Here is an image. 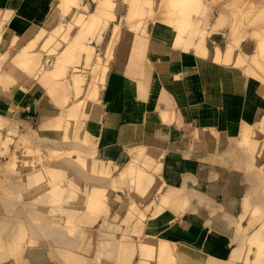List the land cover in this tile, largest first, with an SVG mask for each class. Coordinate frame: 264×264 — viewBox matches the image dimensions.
<instances>
[{"label": "crops", "instance_id": "crops-1", "mask_svg": "<svg viewBox=\"0 0 264 264\" xmlns=\"http://www.w3.org/2000/svg\"><path fill=\"white\" fill-rule=\"evenodd\" d=\"M61 4L59 0H0L8 41L37 34L57 22ZM129 11L118 13L110 24V37L115 36L100 90L95 97L90 93L88 97L86 91L77 100L83 101L78 116L81 130L93 141L99 159L143 165L165 193L178 194H163L158 202L163 206L135 225L138 248L132 256L145 255V264H264V249L260 253L243 244L241 211L247 193L243 184L251 158L244 147H227L250 142L248 137L256 141L264 137L254 131L257 124L264 125V71L252 70L253 52L246 48L247 41L254 40L251 47L257 50L261 40L251 37L249 29L215 31L208 44L223 38L227 50L217 42L203 53L187 34L179 42L176 26L141 19L140 13L129 22ZM105 33L95 32L96 38ZM106 43L108 51L111 41ZM217 44L229 59L217 57ZM261 57L256 59L263 68ZM49 87L54 88L53 82ZM49 87L39 78L28 86L0 84V124L18 122L24 134L44 140L74 136L77 116L69 117L74 89L63 90L68 97L62 105ZM225 143V148L220 146ZM124 171L129 173L128 168ZM104 253L130 254L118 245ZM0 264L7 263L0 260Z\"/></svg>", "mask_w": 264, "mask_h": 264}, {"label": "rangeland", "instance_id": "rangeland-1", "mask_svg": "<svg viewBox=\"0 0 264 264\" xmlns=\"http://www.w3.org/2000/svg\"><path fill=\"white\" fill-rule=\"evenodd\" d=\"M109 1L113 6L107 4ZM247 1L249 0H167L166 3L173 5L169 9L162 0H151L150 3L144 0H62L60 6L64 9L59 22L52 21L37 34L30 33L27 40L22 41L26 37L24 35L14 37L11 42L4 32V19L0 17V84L18 82L28 86L39 78L47 86L53 82V89L48 86L53 95L59 90L67 93L68 88L74 89L76 94L70 98L72 101L83 96L87 90L91 94L98 87L99 91L106 61L112 52L114 37H110L111 25L117 19V14L127 9L130 10L127 19H137L140 13L141 19L147 17L176 26L179 30V42L183 41V34H187L188 39L193 42L200 40L195 47L199 52H202L200 45H209V39L214 38L215 31L225 33L232 25L236 28L232 26L231 30L253 29L251 37L264 41V0ZM147 6L149 7L145 8ZM106 9H111V12ZM159 12L162 13L161 16H158ZM184 15L188 17L186 20ZM130 19L129 22L132 21ZM79 28L83 31L81 36L86 31L80 37L79 47L70 57L67 56L69 60L66 57L69 62L64 61V69L52 72L66 48L64 45L75 40L73 38L80 31ZM101 30L106 32L105 36L96 38L95 32ZM108 40L111 41V48L107 51L105 46ZM253 41L246 43L247 50L253 52L254 56L250 64L251 67L259 65L261 68V62L256 58L262 56L264 60V47L259 45L254 50L251 47ZM217 42L223 50L226 49L223 38L210 44ZM219 44L216 45L217 51L220 50L217 47ZM23 50L34 55L30 62L35 66L28 64L25 67L27 62L15 59ZM17 68L20 72L27 71V74L23 73V77L16 76L21 81L14 78L13 73ZM93 85L94 89L91 87ZM94 95L97 94L92 97ZM66 102L65 95L59 103L64 105ZM254 131L256 134H264V125L257 124ZM72 134L74 136L44 140L36 135L24 134L18 122H1L0 260L7 264H145V255L138 257L131 254L137 247L134 227L158 211L163 206L161 202L158 204L159 198L170 192L165 193L158 178L148 175L147 170L143 169L144 174L140 176L143 165L141 168L133 163L115 165L99 159L93 141L81 130V117H77ZM252 139L253 137H248L251 143L242 141L220 146L225 148L227 144L229 148L244 147L250 155L247 169L249 175H246V182L243 184L247 193L243 196L245 203L241 217L244 224L243 244L255 251L264 249V137L260 141L258 138L257 141ZM127 168H130L129 174L124 171ZM261 221L263 222L260 223ZM115 245L123 252L129 250L130 254L117 257L104 253L106 248L111 252ZM144 252L142 250L143 254Z\"/></svg>", "mask_w": 264, "mask_h": 264}, {"label": "bare ground", "instance_id": "bare-ground-1", "mask_svg": "<svg viewBox=\"0 0 264 264\" xmlns=\"http://www.w3.org/2000/svg\"><path fill=\"white\" fill-rule=\"evenodd\" d=\"M106 1H108V0H106ZM160 1H161V0H160ZM245 1H246V0H245ZM250 1H251V0H249V1H247V2H250ZM162 2H164V4H165V3L167 2V0H162ZM162 2H161V4H162ZM243 2H244V1H243ZM247 2H246V4H247ZM252 2H253V1H252ZM61 3H62V0H61L60 4H61ZM168 3H170V1H169ZM168 3H166L165 6H168L169 9H171V7L173 8L172 3H171V4H168ZM107 4H110L111 6H113L112 2H110V1L107 2ZM157 4H158V3H157ZM249 4H250V3H248L247 5H249ZM244 5H245V4H244ZM250 5H251V4H250ZM257 5H258V4H257ZM54 6H55V5H54ZM242 6H243V5H242ZM254 6H255V5H254ZM258 6H260V5H258ZM233 7H236V6L233 5ZM237 7L239 8V6H237ZM242 8H244V7H242ZM259 8H260V7H259ZM62 9H64V8H62ZM163 9H165V8H163ZM166 9H167V8H166ZM261 9H262V8H261ZM106 11H107V12H111V9H106ZM163 11H164V10H163ZM169 11H170V10H169ZM259 11H260V10H259ZM157 12H158V11H157ZM167 12H168V11H167ZM174 12H176V11H174ZM235 12L238 13L236 10H235ZM260 12H261V11H260ZM64 13H65V12H64ZM163 13H164V12H163ZM263 13H264V12H263ZM156 14H157V13H156ZM161 14H162V13H161ZM161 14H160V12H159V15H158V16H161ZM186 14H187V13H186ZM240 14H241V12H240ZM240 14H236V15L238 16V15H240ZM260 14H262V13H260ZM260 14H259V15H260ZM166 15H167V14H166ZM263 15H264V14H263ZM114 16H115V15H114ZM158 16H157V17H158ZM173 16H174V15H173ZM186 16H187V15H186ZM186 16L184 15V19H185V20L188 18V17H186ZM240 16H241V15H240ZM245 16H246V15H245ZM261 17H262V15H261ZM158 18H160V17H158ZM162 18H164V15H163ZM171 18H173V17H171ZM171 18H170V19H171ZM239 18L242 19V17H239ZM262 18H263V17H262ZM262 18H261V19H262ZM168 19H169V18H168ZM175 19H176V18H175ZM236 19H237V17H236ZM159 20H160V19H159ZM166 20H167V19H166ZM255 20H257V19H255ZM25 21H26V20H25ZM167 21H168V20H167ZM172 21H173V20H172ZM231 21H232V20H231ZM239 21H241V20L239 19ZM135 22H136V21H135ZM232 22H233V21H232ZM241 22H242V21H241ZM258 22H260V21H258ZM261 22H262V21H261ZM167 23H168V22H167ZM130 24H131V23H130ZM232 24H233V23H231V25H232ZM262 24H263V22L261 23V25H262ZM116 25H117V24H116ZM131 25H134V26H135L134 22H133V24H131ZM175 25H177V24H175ZM143 26H144V24H143ZM232 26H234V25H232ZM232 26H231V27H232ZM231 27H230V29H231ZM234 27H235V26H234ZM251 27H252V26H251ZM251 27H250V28H251ZM260 27H261V26H260ZM262 27H264V26H262ZM59 28H61L60 25H59ZM133 28H134V27H133ZM235 28H236V27H235ZM254 28H255V27H254ZM79 29H80V28H79ZM81 29H82V28H81ZM81 29H80L79 32H77L76 36L73 38V39H75V40L72 39L73 41L70 42V43L68 44V46L63 50V54H62V56H61V59H60V57H59L58 60L56 59V60L58 61V63L55 64V65H56L55 68H52V69H54V70H51L52 72H54V73L56 72V73H57V70L60 72L62 69H64V63H65V62H66V63L69 62L68 60H69L70 58H68L67 56L71 55L72 53H74V52L76 51V49L79 47L78 44L81 43V42H80V37H82L83 34L86 33V31H84V33H83L82 36H81L80 33L83 32V31H81ZM83 29H84V28H83ZM233 29H234V28H233ZM228 30H229V29H228ZM234 30H235V29H234ZM259 30H260V29H259ZM114 31H115V32H114L115 34L118 32V25L115 26ZM188 31H189V30H188ZM193 31H194V30H193ZM253 31H254V30L251 29V32H253ZM16 32H17V31H16ZM202 32H203V31H202ZM228 32H229V31H228ZM261 32H262V31H261ZM31 33H32V32H31ZM203 33H204V32H203ZM203 33H202V34H203ZM29 34H30V33H29ZM29 34H26L27 36L25 35L26 37H25L22 41L29 39V38H27V37L29 36ZM78 34H79L80 36H79ZM200 34H201V33H200ZM114 36H115V35H114ZM114 36H113V37H114ZM261 36H263V35H261ZM196 37H198V36H196ZM34 38H35V37H34ZM185 38H186V36H185ZM262 38H263V37H262ZM12 39H13V38H12ZM32 39H33V38H32ZM186 39H187V38H186ZM195 39H196V38H195ZM46 40H47V39H46ZM209 40H210V39H209ZM258 40H259V39H258ZM258 40H257V41H258ZM260 40H261V41H260ZM260 40H259V41L262 42V39H260ZM44 41H45V40H44ZM199 41H200V40H199ZM199 41L197 40L196 43L198 44ZM78 42H79V43H78ZM194 43H195V42H194ZM196 43H195V44H196ZM14 44H15V43H14ZM231 44H232V43H231ZM81 45H82V44H81ZM211 45H212V44H211ZM257 45H258V43H257ZM260 45H261V44H260ZM80 47H82V46H80ZM201 49H202L203 52H207L208 47H206L205 45H201ZM226 50H227V49H226ZM48 51H49V50H48ZM176 53H177V52H176ZM221 53H222L221 50H219V51L216 52L217 57H218L219 59H220L222 56L225 57V58H229V57H230V56H228V54H224V53H223V54H224V55H223V54H221ZM3 54H4V53H3ZM73 55H74V54H73ZM33 56H34V55H31V52H28V50H23V52H22L21 54H19L18 57H17V56L15 57V59H17V61H18V60H22L23 62H24V61L27 62V63L24 62V63H25L24 66H25V67H26V66H29V65H30V66H33L34 64H33L32 62H30V61H31V58H33ZM78 56H79V54H78ZM179 56H180V55H179ZM66 57L68 58V60L66 59ZM69 57H70V56H69ZM79 57H80V56H79ZM0 58H1V57H0ZM36 59H37V58H36ZM65 60H67L68 62L65 61ZM71 60H72V59H71ZM71 60H70V61H71ZM64 61H65V62H64ZM19 62H20V61H19ZM38 62H39V60L37 61V65L39 64ZM54 62H55V61H54ZM24 63H23V64H24ZM23 64H22V65H23ZM28 64H29V65H28ZM257 64H258V62H257ZM22 65H21V66H22ZM110 65H111V64H110ZM34 66H35V65H34ZM25 67H24V68H25ZM20 68H21V67H20ZM73 68H74V67H73ZM251 68H252V70H254V69H256V68H257V69H260V70H264V69H263L264 67H263V68H262V67L259 68V65H256L255 67L252 66ZM21 70H23V69H21ZM35 71H36V69H35ZM108 71H109V70H108ZM254 71H256V70H254ZM37 72H38V71H37ZM37 72H36V73H37ZM160 72H161V71H160ZM23 73L27 74V71H21V72H20V71H18V68H17L16 71L13 73V74H14V78L17 79L18 76H19V77H21V76L23 77V75H24ZM32 74H33V73H32ZM34 74H35V73H34ZM56 75H57V74H56ZM150 75H151V74H150ZM16 76H17V77H16ZM31 76H32V75H31ZM103 76H104V75H103ZM92 79H93V78H92ZM17 80H20V81H21V79H17ZM30 80H31V79H30ZM89 81H90V80H89ZM99 81H100V80H99ZM90 82H92V81H90ZM90 82H89V83H90ZM96 82H97V81H96ZM101 82H102V81H101ZM155 82H156V81H155ZM92 83H93V82H92ZM103 83H104V82H103ZM44 84L47 85V83H44ZM79 84H80V83H79ZM94 84H95V83H94ZM24 85H25V84H24ZM50 85H51V83L48 84V86H50ZM86 85H87V84H86ZM154 85H155V83H154ZM154 85H153V86H154ZM70 86H71V85H70ZM19 87H20V86H19ZM76 87H77V86H76ZM76 87H75V88H76ZM91 87L93 88L94 85L91 86ZM91 87H90V88H91ZM88 88H89V87H88ZM90 88H89V89H90ZM94 88H95V87H94ZM94 88H93V89H94ZM97 88H98V87H97ZM97 88H96V91L98 90ZM156 88H157V87H156ZM24 89H25V88H24ZM84 89H85V88H84ZM42 91H43V90H42ZM74 91H75V90H74ZM87 91H88V90H87ZM92 91H94L93 93H91L92 95H93V94H96L95 89L92 90ZM90 92H91V91H90ZM42 93H43V92H42ZM74 93H75V92H74ZM64 94H65V92H64V91H60V90H59V92H57V93L55 94L56 99H57L58 102L63 101V96H65ZM85 94H86V93H85ZM88 94H89V93H88ZM88 94H87V95H88ZM145 94H146V93H145ZM116 95H117V94H116ZM74 96H75V95H74ZM84 96H85V95H84ZM94 96H95V95H94ZM67 97H68V96H66V101H67ZM88 97H90V94H89ZM117 97H118V96H117ZM78 98H79V97H78ZM101 98H102V97H101ZM116 99H117V98H116ZM75 101H76V100H75ZM75 101L73 102L74 105H73V107H72V109H71V111H70V115H69V117H70V116H71V117H72V116H77V115L80 114L81 111H82L83 101H81V100H77L76 102H75ZM116 103H117V102H116ZM61 109H62V108H61ZM83 112H84V111H83ZM77 117H78V116H77ZM69 121H70V120H69ZM70 122H71V121H70ZM69 124H70V123H69ZM75 124H76V122H74V125H75ZM85 124H86V123H85ZM74 125H73V126H74ZM104 127H105V126H104ZM73 131H74V128H73ZM202 133H203V131H202ZM213 133H215V132L213 131ZM216 133H217V132H216ZM239 133H240V132H239ZM245 136H246V135H245ZM25 139H26V138H25ZM86 140H87V139H86ZM158 145H159V144H158ZM160 145H161V144H160ZM148 146H149V144H148ZM152 148H153V147H152ZM153 149H154V148H153ZM64 150H65V149H64ZM149 152H150V151H149ZM51 154H52V153H51ZM57 154H58V153H57ZM60 154H61V153H60ZM66 154H67V153H66ZM52 155H53V154H52ZM69 155H70V154H68V156H69ZM53 157H54V156H53ZM51 159H52V158H51ZM76 161H77V160H76ZM161 161H162V160H161ZM67 163H68V161H67ZM43 165H44V164H43ZM56 165H57V164H56ZM162 165H163V164H162ZM53 166H55V165H53ZM66 166H67V165H66ZM48 167H49V166H48ZM82 167H83V166H82ZM161 167H162V166H161ZM232 167H233V166H232ZM235 167H236V166H235ZM44 168H46V166H45ZM54 169H55V168H54ZM128 169H130V168H128ZM134 169H135V168H134ZM146 169H147V168H146ZM41 170H42V169H41ZM141 171H142V172H141ZM141 171H140V173H141L140 176L142 175V173L144 174V172H143L144 170L142 169ZM127 172H128V171H127ZM138 172H139V171H138ZM31 174H32V173H31ZM128 174H129V173H128ZM138 174H139V173H137V175H138ZM46 175H47V174H46ZM138 176H139V175H138ZM142 176H143V175H142ZM128 177H129V176H128ZM135 177H136V175H135ZM142 179H143V178H142ZM159 181H160V180H159ZM144 184H145V183H144ZM160 185H161V184H160ZM54 188H55V187H54ZM175 188H176V187H175ZM186 188H187V187H186ZM186 193H187V192H186ZM175 194H176L175 192H171V193L169 194V196H172V195H175ZM175 196H176V195H175ZM97 197H98V196H97ZM183 197H184V196H183ZM206 197H207V196H206ZM171 198H172V197H171ZM169 199H170V197H169ZM87 200H88V199H87ZM89 200H90V199H89ZM182 200H183V199H182ZM163 201H164V200H163ZM168 201H169V200H168ZM171 201H172V199H171ZM189 201H190V200H189ZM64 202H65V201H64ZM164 202H165V201H164ZM247 202H248V201H247ZM247 202H246V203H247ZM181 203H182V201H181ZM244 203H245V202H244ZM147 204H148V203H147ZM250 205H251V204H250ZM250 205H248V204L246 205V204H245V206H250ZM67 208H68V207H67ZM141 208H142V206H141ZM52 210H53V209H52ZM152 210H153V209H152ZM142 211H144V210H142ZM140 213H141V212H140ZM142 213H143V212H142ZM139 215H140V214H139ZM248 215H249V214H248ZM137 217H138V215H137ZM262 222H263V221H261L260 223H262ZM141 223H142V222H141ZM229 226H230V225H229ZM138 228H139V227H138ZM26 229H27V228H26ZM17 232H18V231H17ZM17 232H16V233H17ZM254 232H255V230H254ZM138 235H139V234H138ZM17 236H18V235H17ZM252 237H253V233L251 234V239H252ZM20 238H21V237H20ZM249 238H250V237H249ZM254 238H255V237H254ZM254 238H253V239H254ZM18 239H19V238H18ZM147 239H148V238H147ZM255 239H256V238H255ZM255 239H254V240H255ZM128 243H129V242H128ZM128 243H127V244H128ZM41 244H42V243H41ZM44 244H45V243H44ZM16 245H17V244H16ZM51 246H52V245H51ZM18 247H19V246H18ZM133 247H134V246H133ZM137 248H138V246H137ZM248 248H249V246H248ZM67 250H69V249H67ZM233 250H234V249H233ZM258 250H259L260 253L263 251L261 248H259ZM191 253H192V252H191ZM120 254H121V253H120ZM72 256H73V255H72ZM192 256H193V255H192ZM246 256H247V253H246L245 257H246ZM154 257H155V256H154ZM156 258H157V257H156ZM246 258H247V257H246ZM184 259H185V258H184ZM128 260H129V259H128ZM244 260H245V259H244ZM147 261H148V260H147ZM193 261H194V259H193ZM65 262H66V261H65ZM175 262H177V261L175 260ZM185 262H186V261H185ZM140 263H141V262H140ZM145 263H147V262H145ZM79 264H81V263H79ZM187 264H188V263H187ZM194 264H195V263H194ZM243 264H245V263H243ZM249 264H250V263H249Z\"/></svg>", "mask_w": 264, "mask_h": 264}]
</instances>
